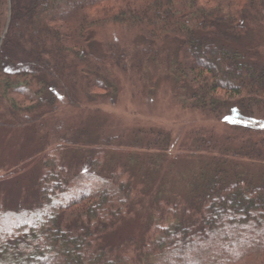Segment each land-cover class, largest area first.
Masks as SVG:
<instances>
[{"label": "trees", "instance_id": "1", "mask_svg": "<svg viewBox=\"0 0 264 264\" xmlns=\"http://www.w3.org/2000/svg\"><path fill=\"white\" fill-rule=\"evenodd\" d=\"M125 83L167 85L183 109L240 127L227 137L240 147L215 156L197 132L211 162L140 216L131 167L104 169L105 149L69 163L72 130L58 124L33 159L0 166V264H264V177L248 170L264 160V0H0V128L38 132L61 98L78 112ZM24 169L28 187L6 194ZM131 215L140 249L112 241Z\"/></svg>", "mask_w": 264, "mask_h": 264}, {"label": "rangeland", "instance_id": "2", "mask_svg": "<svg viewBox=\"0 0 264 264\" xmlns=\"http://www.w3.org/2000/svg\"><path fill=\"white\" fill-rule=\"evenodd\" d=\"M168 88L167 85L164 88L159 85L148 95H143L140 86L125 83L116 102L102 104L91 101L78 112L72 110L60 96L59 110L47 119L46 128L38 132L31 129L25 133H11L0 128V166L12 160L17 162L19 158L27 155L33 159L36 150L42 149L48 143L52 144L51 139L45 141L46 135L55 137L57 127L63 125L65 129L72 130L70 135H66L74 142L64 150L67 161H81L86 156L92 157L99 150L105 149V161L100 162L104 169L116 167L117 162L128 164L137 178L134 185L138 198L136 212L140 216L147 215V211L141 206L154 205L156 199H181L182 192L188 191V184L193 181V177L206 163L211 162L212 156L208 154L212 153L204 149L195 150L197 145L192 140L197 132L200 138L212 139L209 140L211 145L218 148L215 156L222 155L221 152L228 149L233 151L240 147L238 143L231 144L227 141V137L240 136V127L234 129L225 120L207 118L183 109ZM160 132L164 136L163 142L159 143V148H154L152 139ZM104 137H118L115 142L117 145L99 147L98 142ZM226 157L229 159L230 155L227 154ZM238 160L241 165L237 164ZM234 163L236 168H241L243 160L237 158ZM248 164V170L256 171L255 175L258 177H264V160ZM24 167L31 170L29 163L24 164ZM30 170L23 171L20 179H7L3 184L6 194L14 195L21 187L27 188L28 180L31 179ZM131 218L134 216L131 215ZM128 222L112 241H135L140 249L142 235L145 233L143 221L134 218Z\"/></svg>", "mask_w": 264, "mask_h": 264}]
</instances>
